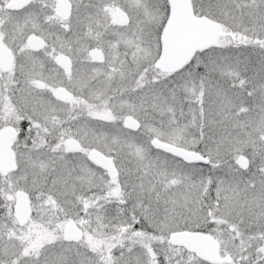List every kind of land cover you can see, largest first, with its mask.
<instances>
[{
    "label": "snow or ice",
    "instance_id": "obj_1",
    "mask_svg": "<svg viewBox=\"0 0 264 264\" xmlns=\"http://www.w3.org/2000/svg\"><path fill=\"white\" fill-rule=\"evenodd\" d=\"M0 264H264V0H0Z\"/></svg>",
    "mask_w": 264,
    "mask_h": 264
}]
</instances>
